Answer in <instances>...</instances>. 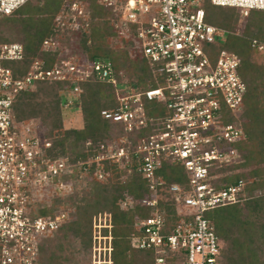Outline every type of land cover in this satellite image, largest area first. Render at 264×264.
<instances>
[{"label": "built area", "instance_id": "1", "mask_svg": "<svg viewBox=\"0 0 264 264\" xmlns=\"http://www.w3.org/2000/svg\"><path fill=\"white\" fill-rule=\"evenodd\" d=\"M30 1L0 0V16H10ZM89 1L64 0L54 17L55 26L86 29ZM96 1L110 14L119 36L134 40L139 55L160 67L163 82L142 91L120 87L111 60L87 56L82 60L63 58L49 68L45 60L36 58L21 76L7 63L24 60V44L0 43V264H38L43 240L53 237L69 215L67 211L40 215L36 204L55 195H70L75 185L64 178L74 167L69 158H51L47 154L51 142L36 134L38 124L17 121L14 104L22 92L34 90L39 82L73 81V86L61 91L63 108L72 109L81 103L80 82L93 75L117 88L118 106L103 109L105 119L122 124L128 133L151 129L150 135L120 137L119 146L102 145L91 160L98 177L105 176L103 161L116 160L126 167L134 157L153 191L142 203L156 206L157 188L166 184L158 171L165 164H180L189 175L188 190L173 184L170 191L191 212L181 211L183 218L175 226L159 210L138 220L132 247L153 249L158 264H165L172 255H180L182 264H216L221 243L206 212L238 203L245 182L219 189L212 183L211 170L237 161V145L246 139V133L225 120L227 110L242 108L248 85L240 75L241 57L215 47L230 31L208 21L205 5L236 8L247 17L252 9L264 10V0ZM58 44V39L49 37L43 49L49 51ZM89 166L90 162L81 165L84 169ZM105 226L110 224L101 228ZM94 241L100 243L94 247V261H109L112 236L99 232Z\"/></svg>", "mask_w": 264, "mask_h": 264}, {"label": "trees", "instance_id": "2", "mask_svg": "<svg viewBox=\"0 0 264 264\" xmlns=\"http://www.w3.org/2000/svg\"><path fill=\"white\" fill-rule=\"evenodd\" d=\"M63 1L31 0L12 15L0 19V43L15 41L4 35L7 33L5 22L10 20L20 35L18 42L25 47L24 60L10 62L17 74L27 73L36 58L45 60L49 68L63 58L78 60L76 53L80 52L91 60H111L120 87H135L142 91L163 82L160 67L139 54L133 55L134 40L119 36L110 14L96 0L89 1L86 29H58L54 17ZM217 7H222V14L214 18L206 10L207 19L230 33L227 42L215 47L226 48L241 57L240 75L247 83L248 91L242 108L237 112L227 110L225 120L241 126L246 139L237 145V161L211 170L212 183L219 189L237 185L240 181L245 184L238 203L209 210L206 217L215 226L221 243L216 264H264V54L259 50L264 46V10L252 9L243 18L236 8ZM49 37L58 39L59 44L46 51L43 43ZM71 45L76 47V53L65 54ZM73 84V81L39 82L35 90L22 92L14 104L17 121L38 124L43 138L51 142L47 150L51 158H69L70 167H74L64 178L74 182L84 178L86 181L80 191L76 189L67 196L55 195L36 204L40 215L61 211H67L69 215L60 230L42 244L38 264H83L82 253H88L91 264H97L92 259L95 247L93 222L95 217L104 215L109 218L110 227H103L102 235L112 236V250L109 261L102 264H157L153 249L132 247V236L138 230L136 222L159 210L167 215L171 226L180 223L183 218L180 201L170 187L179 184L188 190V172L175 163L165 164L158 171L166 184L157 188L156 206L142 203L153 191L149 181L138 171V160L134 157L126 167L116 160L103 161L105 176L99 179L97 166L91 160L100 153L102 145L119 146L120 137L134 139L150 135L151 129L128 133L122 124L105 119L101 111L118 106L117 88L113 83L97 80L95 75L80 82L83 91L78 107L83 114L84 126L66 128L61 91ZM160 109L165 111V106L161 105ZM89 162V175L82 177L77 166ZM124 202H127L126 206ZM65 243L71 247L68 255ZM181 259L180 255H172L166 257L165 263L182 264Z\"/></svg>", "mask_w": 264, "mask_h": 264}, {"label": "rangeland", "instance_id": "3", "mask_svg": "<svg viewBox=\"0 0 264 264\" xmlns=\"http://www.w3.org/2000/svg\"><path fill=\"white\" fill-rule=\"evenodd\" d=\"M46 1L50 2L52 0H46ZM25 8H30V7L26 6ZM205 8L208 11L210 17L216 18V17H219L222 14V11H221L222 7H217V6H212L211 4H207V5H205ZM242 17L244 18L245 16H242ZM5 18H6V15H1L0 16V19H5ZM18 21L20 22V19H18ZM5 28L7 29V33L4 34L5 36H7L8 38L13 39L15 41H19L20 35L18 33H16L15 25L12 23V21H10V20L6 21L5 22ZM238 29H239L238 31L241 30V28H238ZM227 40H229V34H227L225 36V38H224L222 43L227 42ZM66 50H67V52H65V54H67V55H72L73 51H75V53H76V47L72 46V45L69 48H67ZM259 50H260L261 54H264V47L263 48L261 47ZM131 51L133 52V55L139 54V52L137 51L136 48H132ZM76 54H74V55L79 57L81 60H82V58L85 57V55H81L80 52H78ZM7 64L11 65V63H7ZM80 104H78L77 106L73 107L72 109H66V110L63 111L64 112L63 113L64 114L63 115L64 125H65L66 128H73V127L74 128H82L84 126L83 114H82L81 110L78 107ZM36 134L38 136H42V129L38 128L36 130ZM82 164H84V163H81V165ZM81 165L77 166V172L80 171L82 177L88 176L89 175V169H84V168L81 167ZM98 178L99 179H103L104 177H100L99 176ZM74 184H75L74 185V192H75L76 189H77V191H80V190H82L85 187L86 181L84 180V178H82L78 182H74ZM179 208L183 212H191V210L189 208H187L183 203H179ZM105 223H110V220H109V218L107 216L104 215V216L95 217L94 222H93V235H94L93 236V240H95V235L96 234H99V232H102V228L101 227ZM46 239H48V238H46ZM46 239L43 240V244L46 242ZM94 245H95V247L97 246V248H98V245H100V243L99 242H97V243L94 242ZM101 245L103 247L105 246L103 240H102V244ZM95 250L96 249L93 250L92 259L95 257L94 253L97 252ZM70 251H71V247L68 244L65 243V253L68 255ZM99 254L100 253L98 251V253H97L98 257L100 256ZM103 255H102V258H103ZM80 258H81L83 264H91L92 263L91 259H90V255H88V253H82V255H80ZM107 258H108V256H107ZM156 263H157V261H156Z\"/></svg>", "mask_w": 264, "mask_h": 264}]
</instances>
